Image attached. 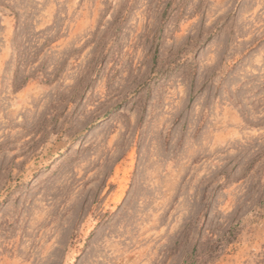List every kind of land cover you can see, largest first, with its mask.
<instances>
[{
	"label": "rangeland",
	"instance_id": "1",
	"mask_svg": "<svg viewBox=\"0 0 264 264\" xmlns=\"http://www.w3.org/2000/svg\"><path fill=\"white\" fill-rule=\"evenodd\" d=\"M0 264H264V0H0Z\"/></svg>",
	"mask_w": 264,
	"mask_h": 264
}]
</instances>
